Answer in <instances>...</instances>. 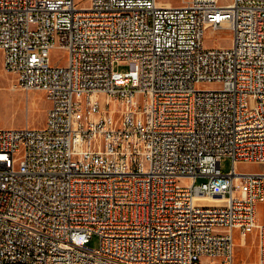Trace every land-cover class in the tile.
Instances as JSON below:
<instances>
[{
	"label": "built area",
	"instance_id": "built-area-1",
	"mask_svg": "<svg viewBox=\"0 0 264 264\" xmlns=\"http://www.w3.org/2000/svg\"><path fill=\"white\" fill-rule=\"evenodd\" d=\"M85 1L0 0L11 86L50 103L0 128V264H235L236 233L264 264V172L239 169L264 164V0Z\"/></svg>",
	"mask_w": 264,
	"mask_h": 264
},
{
	"label": "rangeland",
	"instance_id": "rangeland-1",
	"mask_svg": "<svg viewBox=\"0 0 264 264\" xmlns=\"http://www.w3.org/2000/svg\"><path fill=\"white\" fill-rule=\"evenodd\" d=\"M185 0H158L159 3L168 5H180ZM230 0H221L227 3ZM86 0L84 4H87ZM205 46L208 48H227L232 44V31L228 27H221L216 31L207 29L204 38ZM53 64L67 62V52L61 48H54L51 51ZM130 65L115 63L114 69L128 71ZM13 76L4 70L3 55L0 51V128H22V127H42L46 122V109L49 107V100L45 92L38 89L22 91L12 88ZM204 88H217L216 84L203 85ZM111 106H115L111 103ZM232 168V159L222 157L221 169L227 173ZM240 170L264 172V164L241 163ZM208 178L198 176L195 184H201ZM257 217L259 223H264V201L258 203ZM241 238L236 233L235 264H256L258 260V244L255 233H250L246 245H241ZM99 238L95 235L88 243L91 248H96Z\"/></svg>",
	"mask_w": 264,
	"mask_h": 264
},
{
	"label": "bare ground",
	"instance_id": "bare-ground-1",
	"mask_svg": "<svg viewBox=\"0 0 264 264\" xmlns=\"http://www.w3.org/2000/svg\"><path fill=\"white\" fill-rule=\"evenodd\" d=\"M203 200H205L206 202H209L210 204H220V199L218 197H214V198H202ZM258 220V217H257Z\"/></svg>",
	"mask_w": 264,
	"mask_h": 264
},
{
	"label": "crops",
	"instance_id": "crops-1",
	"mask_svg": "<svg viewBox=\"0 0 264 264\" xmlns=\"http://www.w3.org/2000/svg\"><path fill=\"white\" fill-rule=\"evenodd\" d=\"M23 91V90H22ZM48 109V108H47ZM47 109H46V111H47Z\"/></svg>",
	"mask_w": 264,
	"mask_h": 264
}]
</instances>
